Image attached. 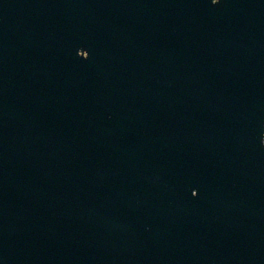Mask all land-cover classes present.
<instances>
[{"label": "water", "instance_id": "1", "mask_svg": "<svg viewBox=\"0 0 264 264\" xmlns=\"http://www.w3.org/2000/svg\"><path fill=\"white\" fill-rule=\"evenodd\" d=\"M0 264H264V0H0Z\"/></svg>", "mask_w": 264, "mask_h": 264}]
</instances>
